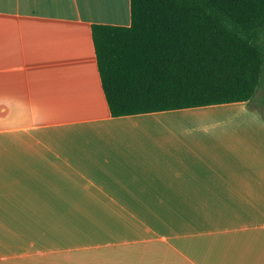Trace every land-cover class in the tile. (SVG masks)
I'll list each match as a JSON object with an SVG mask.
<instances>
[{"label":"crops","instance_id":"1","mask_svg":"<svg viewBox=\"0 0 264 264\" xmlns=\"http://www.w3.org/2000/svg\"><path fill=\"white\" fill-rule=\"evenodd\" d=\"M95 23L131 0H0V264H264L262 107L113 116Z\"/></svg>","mask_w":264,"mask_h":264},{"label":"trees","instance_id":"2","mask_svg":"<svg viewBox=\"0 0 264 264\" xmlns=\"http://www.w3.org/2000/svg\"><path fill=\"white\" fill-rule=\"evenodd\" d=\"M92 36L113 116L257 99L264 116V0H131L129 26Z\"/></svg>","mask_w":264,"mask_h":264},{"label":"rangeland","instance_id":"3","mask_svg":"<svg viewBox=\"0 0 264 264\" xmlns=\"http://www.w3.org/2000/svg\"><path fill=\"white\" fill-rule=\"evenodd\" d=\"M261 94H262V91H260L259 93H258V98L261 96ZM258 101H256V102H254V104H255V106H260V101H259V99H257ZM252 105V104H251ZM15 109H11V110H2V111H0V119L1 120H7V119H9L10 120V118L15 114V111H14ZM227 110V108L225 107V108H220V109H211V110H198V111H196V112H194V113H192V114H194V115H200V116H206V117H221V116H225L226 115V111Z\"/></svg>","mask_w":264,"mask_h":264}]
</instances>
